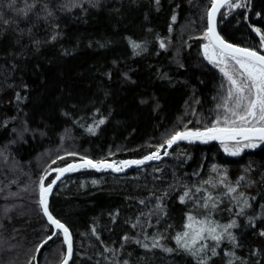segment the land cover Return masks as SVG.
<instances>
[{
  "label": "trees",
  "instance_id": "obj_1",
  "mask_svg": "<svg viewBox=\"0 0 264 264\" xmlns=\"http://www.w3.org/2000/svg\"><path fill=\"white\" fill-rule=\"evenodd\" d=\"M232 2L243 7L221 8L219 34L264 54V0ZM211 3L0 0V264L61 262L65 244L59 233L43 242L53 229L38 202L41 177L47 185L53 169L82 158L135 159L176 132L228 126L230 84L204 54ZM251 141L258 145L239 155L225 143H179L126 173L64 178L49 210L72 233L68 264H197L175 239L188 217L228 222L241 198L260 215L239 216L233 241L199 257L264 264V141Z\"/></svg>",
  "mask_w": 264,
  "mask_h": 264
},
{
  "label": "snow or ice",
  "instance_id": "obj_2",
  "mask_svg": "<svg viewBox=\"0 0 264 264\" xmlns=\"http://www.w3.org/2000/svg\"><path fill=\"white\" fill-rule=\"evenodd\" d=\"M159 3V0H156ZM227 4L230 8L243 7L242 3H233L232 0H212L211 8L208 11V24L209 27L205 36L209 39V43L204 45L205 57L212 63H215L218 67L221 64L225 65L220 67V71L227 78L230 87L228 89V95L223 105L226 115L223 118V123L225 127H219L218 120L211 127H206L203 130H187L184 132H176L170 139L165 143L170 147L174 143L180 140H203L205 142L209 140H233L240 142V139L244 141H251L253 139H259L264 141V55L260 52L250 49V48H240L235 45L227 43L223 38H221L215 31V16L220 11L221 7ZM176 19L175 16L172 18ZM260 33V29L255 30ZM261 42L264 44V34L261 35ZM133 50L140 49L141 45L130 41ZM160 47L164 48L165 44L163 41L160 43ZM211 49V50H210ZM139 54V53H136ZM232 62L236 66L232 71H229L227 65ZM19 99V96H17ZM228 100H232L233 104L231 107L228 105ZM230 114V116L228 115ZM231 117V118H230ZM100 124L104 123V120L99 121ZM90 133H95V128H88ZM163 147V145H161ZM244 147H255L253 144L245 143ZM228 151V149H225ZM241 149L237 148L236 151H232L231 155H239ZM168 153L165 152V155ZM158 153L154 152L149 156L144 157L142 160H131V161H121L120 164L123 166L129 165H142L145 161L159 159ZM62 159V158H60ZM81 164H68L64 168H56L53 171L59 173L54 180L47 186L44 184L45 177H41V182L39 185V204L42 206L44 215L50 225L54 226L57 230H62L64 241L67 245V255L64 257L63 264H68L69 259L73 255V241L71 237V232L69 228L63 224L59 219L55 218L49 210L48 206V194L51 193L53 185L56 184L57 180L63 176L66 172L75 171L78 168H111L116 172L122 171L123 169L114 163H107L106 161H92L87 158H82ZM55 163V162H53ZM96 183V181H93ZM199 191V189H197ZM229 191H235L234 188H229ZM188 196L185 192L184 196H181V202L184 198ZM143 203V201H141ZM207 201H205L204 207H207ZM214 207V205H213ZM190 221L186 228L192 230L191 242H189V232L177 234L175 237L177 246L188 251L194 257H197V264H207V260L199 257V253L205 252L207 246L201 245L199 249L193 250L192 246L197 242V240H204L210 237L212 240L219 243L222 239V235L216 234L215 227L205 228L204 221H199L201 227L194 228L192 216L188 217ZM210 224L211 221H208ZM232 225L225 226L224 231H227L228 227ZM95 231V229H93ZM207 233V237L205 236ZM57 232H53L52 236L47 239L50 240L53 236L57 235ZM229 239H234L231 234H229ZM127 239V237H125ZM47 243V240L44 242ZM140 243V241H137ZM153 247H159V241L153 238ZM143 247L147 248L148 244H143ZM165 251L171 252L172 249L168 248ZM212 255H217L216 249H211ZM127 264V261L124 262ZM231 264V262H230Z\"/></svg>",
  "mask_w": 264,
  "mask_h": 264
},
{
  "label": "rangeland",
  "instance_id": "obj_3",
  "mask_svg": "<svg viewBox=\"0 0 264 264\" xmlns=\"http://www.w3.org/2000/svg\"><path fill=\"white\" fill-rule=\"evenodd\" d=\"M209 40V39H208ZM165 44V48L169 47L170 45V41L169 40H165L163 41ZM209 43V42H208ZM211 50V49H210ZM212 63V62H211ZM215 64V63H212ZM225 65L221 64L220 67H224ZM236 66L233 65L232 62H229L227 65V68L229 71H232ZM230 116V115H229ZM231 118V117H230ZM255 141V140H254ZM244 142V143H243ZM235 143V142H234ZM237 143V142H236ZM242 143V144H241ZM245 143H249V144H253V145H258V141H250V142H246V141H240L239 144H223L224 148L228 149V151L232 152V151H236L237 148L239 149H244L246 147H244ZM53 171V170H52ZM54 172V171H53ZM52 180V179H51ZM48 185V184H47ZM45 185V186H47ZM237 207L235 209V215L231 218L230 221L228 222H218L209 218H194L193 223H194V228H199L201 227V225L199 223H195V222H199V221H204V227H215L216 228V234L222 235V239L219 241V243H217L216 241L212 240L210 237H207V233L205 232V236L207 237L204 240H197V242L192 246L193 250L199 249L200 246L206 245V251L205 252H201L199 253V256H206L209 255L211 252L212 248L217 249L219 246H228L230 244V242L233 241V239H229V234H231V236L233 237V228L234 226L237 224V219L239 216L243 217V218H247L251 220V216L250 213L252 212L255 216L260 215V210L257 209L256 211L253 212V209L251 207V205H248V203L246 202V200L244 198H241L238 202H237ZM208 221H211V223L209 224ZM190 221L187 219L185 226L183 228V230L181 231V233H184L185 231L189 232V242H191V235H192V230L186 228V225L189 223ZM228 225H232L231 227L227 228V231H224L225 226Z\"/></svg>",
  "mask_w": 264,
  "mask_h": 264
},
{
  "label": "water",
  "instance_id": "obj_4",
  "mask_svg": "<svg viewBox=\"0 0 264 264\" xmlns=\"http://www.w3.org/2000/svg\"><path fill=\"white\" fill-rule=\"evenodd\" d=\"M210 8H211V4H210V6H209L208 11L210 10ZM221 8H222V7H221ZM220 10H221V9H220ZM218 13H219V12H218ZM218 13H217L216 16H215V31H216V33H217L221 38H223V37L219 34L218 29H217V16H218ZM207 14H208V12H207ZM208 27H209V24H208V15H207V29H208ZM223 39H224V38H223ZM224 40H225V39H224ZM225 41H226V40H225ZM226 42L229 43V44L235 45V44L230 43V42H228V41H226ZM235 46L240 47V48H247V47H242V46H239V45H235ZM261 54L264 55L263 53H261ZM190 130H191V129H190ZM194 130H196V129H193V131H194ZM200 130H203V129H200ZM184 131H187V130H183V131H180V132H184ZM253 140H259V139H253ZM240 141H244V140L240 139ZM185 142H191V143H195V144L205 145V144H207V143H211V142L226 143V142H237V141H233V140H223V141H221V140H209V141L205 142V141H203V140H180V141H177L176 143H174L173 145H171L170 147H169L166 143H163V144H162L163 147L160 146L156 151H154V152L158 153V155H159L160 158H159V159H154V160H148V161H145V163L142 164V165H129V166H126V167H125V166L121 165L120 162H121V161H131V160H142L144 157L149 156V155H151V154L154 153V152H151V153H149V154H147V155H145V156L139 157V158H135V159H124V160H121V161H119V162H116V161H114V160H101V161H106L107 163H114V164H116L117 166L121 167L123 170H122V171H119V172H116V171H114V170L111 169V168H100V169H96V168H78V169L75 170V171L66 172V173L63 174V176H61V178H60L59 180H57L56 184L53 185V188H52L51 193L48 194V197H47V198H48V206H49V203H50L51 196H52L53 192L56 190V188L58 187L59 183H60L64 178L68 177V176L71 175V174H74V173H76V172H78V171H80V170H91V171H95V172L110 171V172L115 173V174L126 173V172H128L129 170H131V169L139 168V167H142V166H146V165H149V164H152V163H155V162L161 160L163 157L167 156V155H165V152L169 153V151H170L175 145H177V144H179V143H185ZM87 159H89V158H87ZM90 160H91V159H90ZM92 161H94V160H92ZM82 162H83L82 159H78V160L70 161V162H68V163H66V164H64V165H62V166L57 167V168H64V167H66L68 164H81ZM55 169H56V168H55ZM57 175H59V173H57V172L54 171V176H53L52 180H54V179L56 178ZM52 180H51L48 184H50V183L52 182ZM39 199H40V196H39V194H38V202H39ZM39 206H40V209H41V213H42L43 218H44L45 221L49 224V222H48V220H47V217H46V216L44 215V213H43L42 206H41L40 204H39ZM52 215H53V214H52ZM53 216H54V215H53ZM54 217H55V216H54ZM55 218H56V217H55ZM61 222H62V221H61ZM62 223H63V222H62ZM63 224H64V223H63ZM49 225H50V224H49ZM65 225H66V224H65ZM50 226L52 227L53 231H52V233H51L49 236H52V235H53V232H57V233H59V234L61 235V237H62V239H63V242H64V244H65V253H64V256H63L61 262L59 263V264H63L64 257L67 255V245H66V243H65V241H64V237H63L62 230H57V229H55L54 226H52V225H50ZM69 230H70V229H69ZM70 232H71V231H70ZM49 236H47L43 242H45L46 240L48 241L47 238H48ZM53 237H54V236H53ZM71 237H72V233H71ZM72 241H73V237H72ZM38 249H39V248H38ZM72 256H73V255H72ZM71 259H72V257H71ZM71 259H69L68 263L70 262Z\"/></svg>",
  "mask_w": 264,
  "mask_h": 264
},
{
  "label": "bare ground",
  "instance_id": "obj_5",
  "mask_svg": "<svg viewBox=\"0 0 264 264\" xmlns=\"http://www.w3.org/2000/svg\"><path fill=\"white\" fill-rule=\"evenodd\" d=\"M63 258V257H62Z\"/></svg>",
  "mask_w": 264,
  "mask_h": 264
}]
</instances>
